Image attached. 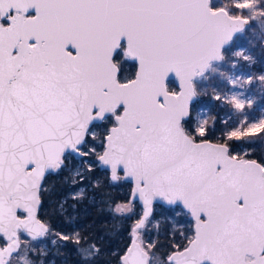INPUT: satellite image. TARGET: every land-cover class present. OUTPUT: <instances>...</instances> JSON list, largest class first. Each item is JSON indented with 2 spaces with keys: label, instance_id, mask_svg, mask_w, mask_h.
<instances>
[{
  "label": "snow or ice",
  "instance_id": "6c2138e0",
  "mask_svg": "<svg viewBox=\"0 0 264 264\" xmlns=\"http://www.w3.org/2000/svg\"><path fill=\"white\" fill-rule=\"evenodd\" d=\"M250 21L264 31V0H0V264H34L32 242L50 231L43 181L76 158L131 181L142 202L120 264H264V158L237 151L264 134L248 94L264 74L221 70L237 67ZM208 87L230 113L215 142L199 111ZM154 201L192 221L163 258L145 238Z\"/></svg>",
  "mask_w": 264,
  "mask_h": 264
},
{
  "label": "trees",
  "instance_id": "16d2710c",
  "mask_svg": "<svg viewBox=\"0 0 264 264\" xmlns=\"http://www.w3.org/2000/svg\"><path fill=\"white\" fill-rule=\"evenodd\" d=\"M255 151L248 153L250 157L264 158ZM86 169L84 167L82 171L84 180L75 184L71 172L66 169L46 175L39 217L48 224L50 231L46 237L32 242L35 251L30 258L34 264H120L119 257L130 243V228L142 213L141 205L135 200L132 213L115 212L116 205L130 200L131 182L113 183L109 171L99 165H94L91 171ZM81 189L83 195L73 199L72 191ZM154 207L162 209H156L155 216L162 215L167 208L159 202ZM57 234L69 239L62 240ZM149 234L150 237L145 234L146 239L151 238L153 230ZM171 234L167 223L156 235L155 240L164 245L157 253L161 258L170 250ZM91 244H95L100 251L86 260L81 249H88Z\"/></svg>",
  "mask_w": 264,
  "mask_h": 264
},
{
  "label": "rangeland",
  "instance_id": "374dc122",
  "mask_svg": "<svg viewBox=\"0 0 264 264\" xmlns=\"http://www.w3.org/2000/svg\"><path fill=\"white\" fill-rule=\"evenodd\" d=\"M250 24L254 26L249 28L245 33H238L234 38L237 46L233 48L232 53H230L229 55L231 58V62L235 63L237 67L235 69H232L230 66H225L223 69H221L228 75L235 74L237 77L242 78H246L248 75H252L254 78H258L261 74H264V31H262L259 27V21H250ZM237 51L243 52V55L250 56L251 62L243 60L242 57L233 55V53ZM213 83L215 86H217L218 91L224 93L230 94V90L238 92L244 91L243 88H234L227 81H223L219 78H217ZM248 87L251 88V92L248 94L255 95L257 101V103L249 111L253 112L254 115L258 117L260 115V108H264V88L261 87L258 79H255L254 83ZM199 111L202 113V117L209 121V127L214 131V135L210 137V140L215 142L216 139L220 137L224 131L227 130L222 121L227 119L230 113L213 98L211 87H208L206 95L200 97ZM234 119L235 117L233 118V120ZM240 144H242V147L238 148L237 151L251 153L253 150H256L255 152H259L264 157V134L253 137L249 141L240 142ZM85 159L89 160L90 162L94 161V157H88ZM94 165H99V163L95 162L93 166ZM84 167H87V165L82 164L80 158H76L75 160H71L68 162V167L66 168V170L71 172L73 176L76 171L82 172ZM121 181L123 180H119L117 182ZM80 191L81 190H73L72 195L80 193ZM134 201L135 200L130 198L128 202L121 203L130 204L132 211L125 213L130 214L134 211ZM166 207L167 208L164 210V213L162 215L155 216V210L157 209L162 211V209L161 207L156 208L153 206V213L150 217L151 223L148 225L147 232L145 233L148 237H150V234L148 235V233L150 232V230H153L154 234H152L150 240H155L156 235L167 223L170 225L172 232L174 228L176 230L188 229L192 223L189 216L183 213L177 215L176 210H174L171 206ZM44 245L45 244H43V246Z\"/></svg>",
  "mask_w": 264,
  "mask_h": 264
},
{
  "label": "water",
  "instance_id": "95a60500",
  "mask_svg": "<svg viewBox=\"0 0 264 264\" xmlns=\"http://www.w3.org/2000/svg\"><path fill=\"white\" fill-rule=\"evenodd\" d=\"M214 142V141H213ZM102 167V166H101ZM102 168H104V167H102ZM106 169V168H105ZM108 170V169H107ZM109 171V170H108ZM109 173H110V171H109ZM44 182V181H43ZM112 182H117V181H112ZM129 182H131V181H129ZM131 184H132V189H133V187H134V185H133V183L131 182ZM131 199H133L132 198V190H131ZM133 200H137L139 203H140V205H141V208H142V211H143V205H142V202H140L138 199H133ZM157 202H159V203H162L163 205H165V206H168V205H166L165 203H163L162 201H154V203H153V206H154V204L155 203H157ZM38 216H39V212H38ZM43 221V220H42ZM43 222H45V221H43ZM46 223V222H45ZM47 224V223H46ZM48 225V224H47ZM41 238H43V237H41ZM40 239V238H39Z\"/></svg>",
  "mask_w": 264,
  "mask_h": 264
}]
</instances>
